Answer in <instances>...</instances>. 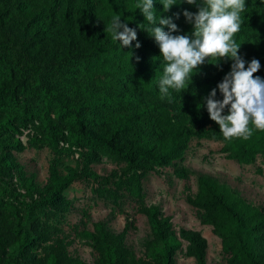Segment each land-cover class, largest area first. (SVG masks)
<instances>
[{
  "label": "rangeland",
  "instance_id": "374dc122",
  "mask_svg": "<svg viewBox=\"0 0 264 264\" xmlns=\"http://www.w3.org/2000/svg\"><path fill=\"white\" fill-rule=\"evenodd\" d=\"M92 1L95 36L79 31L73 21L65 23L61 0H0L3 18L14 30L21 28L34 9L46 8L33 27L39 44L24 50L21 62L15 55L14 38L7 39L0 32V88L14 90L21 80L33 88L18 89L12 99L0 92L1 229L5 233L21 219H26L29 227L32 223V230L41 226L49 237L47 244L65 254L60 264H195L186 254L184 241L163 257L162 246L142 213L153 205L170 221L176 234L181 229L201 233L207 241L206 264H250L233 224L217 227L223 233L221 238L204 211L192 202L197 199L198 178L205 177L224 188L229 202L242 204L238 208L247 224L264 226V130L250 121L252 135L247 140L199 137L196 127L178 123L173 113L151 111L148 127L143 129L144 139L156 142L160 154L171 160L162 164L159 160L140 159L132 166L106 158L100 143L88 144L77 136L72 110L80 107L85 110L86 125L98 135H107L108 126L121 124V117L133 122V112L143 109L139 94L153 91L165 63L155 38L144 29L151 25L136 8L141 0H121L120 6L119 1ZM119 7L124 9V16ZM154 9L157 15L171 17L178 26L180 31L173 35L191 36L193 25L183 12H197V5L177 0L164 12L161 0H154ZM114 15L124 23L128 15L137 19L134 29L141 47L137 49V41H133L127 47L133 53H121L119 41L112 38L110 21ZM252 15L246 7L240 14L241 21ZM164 31H168L167 26ZM96 40L110 41V49L88 60L72 61L58 71L41 69L35 73L31 64L24 65L26 60L41 59L36 51L39 45L57 57L66 54L67 44L85 52ZM233 40L240 44L238 54L248 62L257 59L261 65L258 72H264V30L254 29ZM231 64L227 57L206 58L189 74L191 79H186L184 89L196 84L206 97L230 71ZM39 76L50 85V95L39 87ZM259 76L264 79V75ZM216 98L223 99L218 89ZM137 126L132 127L135 136L141 130ZM227 147L229 151H225ZM244 150L256 152L253 163L231 158ZM52 166L62 174L67 167L75 171L56 203L42 201ZM123 232L125 239L120 244L113 238ZM251 233L257 235L256 230ZM41 247L32 250L38 253ZM109 248L115 254L112 262L106 256ZM23 251L17 249V244L0 241V264H27Z\"/></svg>",
  "mask_w": 264,
  "mask_h": 264
},
{
  "label": "trees",
  "instance_id": "16d2710c",
  "mask_svg": "<svg viewBox=\"0 0 264 264\" xmlns=\"http://www.w3.org/2000/svg\"><path fill=\"white\" fill-rule=\"evenodd\" d=\"M55 1L56 0H50L51 3ZM113 1H119V3L117 2L119 6L122 4L121 0ZM197 1L200 4L203 2V0ZM245 4L249 10L253 11V15L241 21L240 31L236 33L233 38H238L243 33L254 29L264 30V0H245ZM60 5V13L66 24L73 21L75 25L79 27V31H83L86 35H96L92 0H61ZM53 6L54 4L47 9H51ZM45 9H34L32 12L33 14L28 15L21 28L16 30L4 20V13L0 11V32L7 39L11 37L14 38L13 48L17 61H22L24 50H28L31 46L38 43L39 38L33 27H35L36 20L42 16ZM118 11L124 16L123 8L119 7ZM126 23L128 27L134 29L138 21L136 18L128 15ZM37 31H39L38 28ZM110 47V41L96 40L93 48L82 52L81 50H74L71 45L67 44L64 46L66 54L56 57L39 45L36 51L42 56L41 59L26 60L24 65L31 64L34 67L35 73H39L41 69L46 71H58L72 61L91 59L97 52L110 49ZM121 53H133V50L121 46ZM253 75L254 77L264 75V72H257ZM158 82L159 81L155 83L152 92L139 94L138 101L143 109L133 112L132 117L135 118V120L131 122L129 118L121 117V124H110L107 128L108 133L105 136L98 135L88 128L86 125L88 122L85 110L82 107L77 110H72L75 115L74 123L77 126V136L86 140L88 144L93 143L97 145L100 143L103 147L102 154L106 158L125 163L127 166L134 165L140 159L159 160L162 164H168L171 160L169 156L160 154L156 148V142H150L144 139L146 133L143 129L148 127L146 122L149 120L148 114L151 111H166L173 113L174 119L178 123L185 124L188 122L196 127V134L199 137H224L220 131L219 125L211 119H208L209 114L203 102V93L196 89V84H194L195 87L190 86L180 91L171 90L172 102L169 103L167 99L162 100L160 98ZM39 87L45 94H51V87L43 76H39ZM20 88L27 91L33 90L30 83H25L21 80L14 90H11L7 86H2L0 92L9 95V99H12L16 96L15 93ZM134 125H138L139 127H137L141 129L136 136L133 134L132 130ZM156 135L157 134H153V137H156ZM225 151H229V148H225ZM247 153L248 152L245 150L243 154L237 152L236 154H232L231 158L238 159V161L247 164L253 163L254 154L256 152ZM74 174L75 171L70 167H67L65 173L62 174L52 166L50 168L48 184L44 188L45 195L42 201L56 203L58 194L70 184ZM192 204L204 211L205 217L210 219V223L215 227V233L221 238L224 237L223 233L218 230L217 227L220 226L224 228L228 222L233 224L235 235L244 246L243 254L247 257L250 264H264V226L247 224L244 214H241L238 208V206L242 204L238 201L229 202L223 187L218 186L208 178L199 177L197 199L193 201ZM142 213L148 219L152 234L162 246L164 258H166L168 252L175 251L179 247L180 241H184L187 243V256L193 258L195 264H206L207 241L201 233L194 230L181 229L176 234L170 221L162 216L156 206L151 205L146 207ZM217 216L219 219H215ZM27 220H29V218H27ZM31 225L32 223L29 227L26 219H21L14 225L11 224L10 230L5 231V233L0 225V241L10 243V245L14 243L17 244V249H24L23 254L24 258L28 260L27 264L30 262H37L36 264H38V262L40 264H60L62 262L61 260L65 258V254L59 252L54 245L47 244L49 237L44 235L41 226H37V228L32 230ZM252 230H256V236H252ZM113 239L120 244L123 243L125 232ZM41 245V250L38 253L33 252V248L37 250ZM9 256L10 255L7 254V258H9ZM106 256L110 262L113 261L115 254L112 252L111 248L107 250Z\"/></svg>",
  "mask_w": 264,
  "mask_h": 264
},
{
  "label": "clouds",
  "instance_id": "9594fccd",
  "mask_svg": "<svg viewBox=\"0 0 264 264\" xmlns=\"http://www.w3.org/2000/svg\"><path fill=\"white\" fill-rule=\"evenodd\" d=\"M186 2L198 8L195 13L183 12L186 21L193 25L191 36L173 35L180 29L171 17L157 15L154 0H141L136 5L151 25L144 29L155 38L165 62L158 82L160 98L171 103V90L184 89L186 79H191L189 74L203 65L206 58H230V71L203 98V102L210 119L219 125L225 139L243 137L247 140L252 135L248 127L250 121L255 128L264 130V79L253 75L261 68L260 62L255 58L246 61L238 54L240 44L233 40L241 28L240 14L246 11L245 0H203L202 4H197V0ZM161 3L163 11L168 12L177 0H161ZM176 18H179V13ZM110 25L112 38L122 47H131L133 41H137V49L141 47L136 30L122 22L119 15L111 17ZM164 26L168 31H164ZM136 60L138 62L140 57L137 56ZM217 89L223 96L222 100L216 98ZM226 109L227 114H223Z\"/></svg>",
  "mask_w": 264,
  "mask_h": 264
}]
</instances>
